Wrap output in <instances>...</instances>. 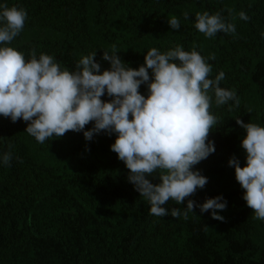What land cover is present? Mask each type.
Instances as JSON below:
<instances>
[{
  "label": "trees",
  "instance_id": "obj_1",
  "mask_svg": "<svg viewBox=\"0 0 264 264\" xmlns=\"http://www.w3.org/2000/svg\"><path fill=\"white\" fill-rule=\"evenodd\" d=\"M4 5L27 12L20 34L0 44L25 60L35 50L37 58L50 55L71 71L81 57L96 53L102 72L110 68L103 51L111 55L113 46L133 69L152 48L190 52L195 46L212 66L209 79L223 72L219 86L234 91L240 103L217 106L209 92V111L218 121L208 137L215 152L193 169L208 183L182 204L162 205L169 210L164 217L151 215L128 181L129 170L110 150L114 133L87 141L83 131H69L41 144L26 133L28 122L0 116V264H264V220L254 218L228 164L235 156L246 165V133L236 119L264 127V0H0V12ZM205 11L220 13L236 33H200L195 14ZM241 11L250 19H240ZM173 15L179 30L167 23ZM139 90L147 96L146 85ZM147 178L160 183L158 172ZM217 196L227 201L219 212L223 221L199 207L184 219L189 199L200 205ZM172 208L181 209L178 218Z\"/></svg>",
  "mask_w": 264,
  "mask_h": 264
},
{
  "label": "clouds",
  "instance_id": "obj_2",
  "mask_svg": "<svg viewBox=\"0 0 264 264\" xmlns=\"http://www.w3.org/2000/svg\"><path fill=\"white\" fill-rule=\"evenodd\" d=\"M26 16L24 9L3 6L0 44H8L20 34ZM188 17L184 13L186 20ZM239 18L250 19L243 11ZM167 23L172 29L180 28L174 15ZM194 26L208 38L218 32L236 33L235 25L226 23L220 13L197 12ZM95 56L81 57L70 71L62 70L50 55L37 58L33 50L31 59L25 60L14 48L0 47V116L12 122H28L26 133L41 144L69 131H83L87 141L94 134L114 133L116 139L110 150L129 170L128 181L150 204L151 215L167 216L169 210L162 205L170 200L182 204L208 183L207 177L193 169L215 152L214 142L208 137L218 121L209 111V92H214L217 106L234 100L238 107L239 99L234 91L219 86L225 77L223 72L209 79L212 66L195 46L190 52L181 46L165 53L152 48L138 69L125 66L115 46L111 55L103 51L102 60L110 63L109 69L101 72ZM209 59L214 60L215 55L210 54ZM141 85L147 86V96L141 94ZM105 94L109 101L101 99ZM90 123L93 127L85 131ZM236 124L246 133L241 140L246 165L241 167L235 156L228 164L234 167L235 179L244 190L242 198L254 218L264 220V127L240 118ZM10 160L11 153L4 154L3 163L9 165ZM157 172L160 183L153 184L147 177ZM195 207L201 213L211 210L213 219L223 221L219 212L226 209L227 201L217 196L197 205L189 199L184 219L188 212L194 213ZM180 215V208L171 209L173 218Z\"/></svg>",
  "mask_w": 264,
  "mask_h": 264
}]
</instances>
